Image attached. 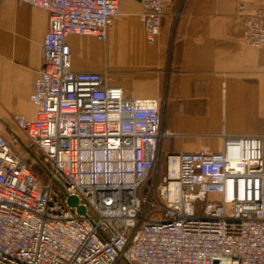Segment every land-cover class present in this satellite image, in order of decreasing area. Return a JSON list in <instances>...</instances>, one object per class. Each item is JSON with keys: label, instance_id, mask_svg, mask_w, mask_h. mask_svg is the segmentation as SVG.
Here are the masks:
<instances>
[{"label": "built area", "instance_id": "2783aa9c", "mask_svg": "<svg viewBox=\"0 0 264 264\" xmlns=\"http://www.w3.org/2000/svg\"><path fill=\"white\" fill-rule=\"evenodd\" d=\"M18 1L49 12L36 116L15 115L40 154L28 160L19 136L0 132V264H264V134L162 159L160 98L127 96L105 69L72 68L68 35L104 41L120 0ZM140 3L155 43L164 0ZM242 20L243 39L264 53V10Z\"/></svg>", "mask_w": 264, "mask_h": 264}, {"label": "crops", "instance_id": "0c3cea01", "mask_svg": "<svg viewBox=\"0 0 264 264\" xmlns=\"http://www.w3.org/2000/svg\"><path fill=\"white\" fill-rule=\"evenodd\" d=\"M258 9L264 0H164L161 36L148 43L140 0H120L104 41L68 35L72 68L105 69L127 96L160 98L162 159L219 150L224 137L264 134V53L242 37L243 17ZM48 21L42 7L0 0V132L17 134L23 144L29 139L15 115L36 116L30 94Z\"/></svg>", "mask_w": 264, "mask_h": 264}, {"label": "rangeland", "instance_id": "374dc122", "mask_svg": "<svg viewBox=\"0 0 264 264\" xmlns=\"http://www.w3.org/2000/svg\"><path fill=\"white\" fill-rule=\"evenodd\" d=\"M177 11H178V6L176 5L173 7L172 13L167 17V27H168L169 31L173 25L175 15H176V13H178ZM16 149L18 152H20L22 154L23 157L28 158V160H30V161L33 158L32 154H34V155H37L38 153L40 154V152L38 150H36L35 147H33V146L31 147V150L29 151L25 147V145L23 143H21V141L17 144ZM33 169L40 177H42V178L47 177V172L40 162L34 163Z\"/></svg>", "mask_w": 264, "mask_h": 264}, {"label": "water", "instance_id": "95a60500", "mask_svg": "<svg viewBox=\"0 0 264 264\" xmlns=\"http://www.w3.org/2000/svg\"><path fill=\"white\" fill-rule=\"evenodd\" d=\"M69 202L72 203V204L75 203L76 202V198L74 196H70L69 197ZM80 210H83V207H80Z\"/></svg>", "mask_w": 264, "mask_h": 264}, {"label": "trees", "instance_id": "16d2710c", "mask_svg": "<svg viewBox=\"0 0 264 264\" xmlns=\"http://www.w3.org/2000/svg\"><path fill=\"white\" fill-rule=\"evenodd\" d=\"M178 21V20H177ZM176 27H177V22H176V24H175V26H174V30H173V34H175V32H176ZM32 168H33V164H32ZM34 170V169H33Z\"/></svg>", "mask_w": 264, "mask_h": 264}]
</instances>
